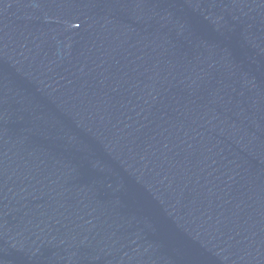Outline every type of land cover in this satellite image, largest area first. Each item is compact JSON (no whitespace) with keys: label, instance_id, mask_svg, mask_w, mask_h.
Wrapping results in <instances>:
<instances>
[{"label":"water","instance_id":"95a60500","mask_svg":"<svg viewBox=\"0 0 264 264\" xmlns=\"http://www.w3.org/2000/svg\"><path fill=\"white\" fill-rule=\"evenodd\" d=\"M0 264H264V0H0Z\"/></svg>","mask_w":264,"mask_h":264}]
</instances>
